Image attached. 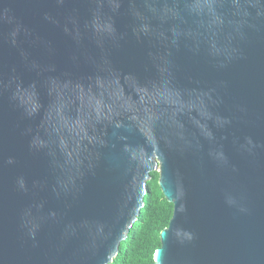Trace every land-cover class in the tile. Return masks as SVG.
I'll list each match as a JSON object with an SVG mask.
<instances>
[{"label":"water","instance_id":"obj_1","mask_svg":"<svg viewBox=\"0 0 264 264\" xmlns=\"http://www.w3.org/2000/svg\"><path fill=\"white\" fill-rule=\"evenodd\" d=\"M151 173L155 264H264V0H0V264H110Z\"/></svg>","mask_w":264,"mask_h":264},{"label":"trees","instance_id":"obj_2","mask_svg":"<svg viewBox=\"0 0 264 264\" xmlns=\"http://www.w3.org/2000/svg\"><path fill=\"white\" fill-rule=\"evenodd\" d=\"M143 207L133 228L110 264H155L153 256L160 247V233L172 217L173 206L158 187V173H151Z\"/></svg>","mask_w":264,"mask_h":264}]
</instances>
